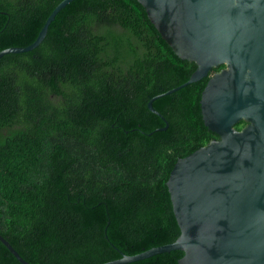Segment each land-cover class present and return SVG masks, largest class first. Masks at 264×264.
<instances>
[{"label": "trees", "instance_id": "obj_1", "mask_svg": "<svg viewBox=\"0 0 264 264\" xmlns=\"http://www.w3.org/2000/svg\"><path fill=\"white\" fill-rule=\"evenodd\" d=\"M61 1L0 0V51L32 43ZM193 71L138 0H72L38 46L0 57V233L26 260L102 264L177 239L170 172L219 137L207 80L155 99L163 117L148 102ZM0 264H23L1 240Z\"/></svg>", "mask_w": 264, "mask_h": 264}, {"label": "water", "instance_id": "obj_2", "mask_svg": "<svg viewBox=\"0 0 264 264\" xmlns=\"http://www.w3.org/2000/svg\"><path fill=\"white\" fill-rule=\"evenodd\" d=\"M70 1L62 0L53 9L32 43L5 48L0 57L38 46ZM138 1L174 52L199 64L187 81L153 96L149 108L163 117L153 105L155 99L202 79L212 66L226 62L229 68L208 80L200 99L206 126L221 135L180 157L170 172L167 185L181 229L177 239L102 264L173 249L184 251L179 264H264V94L256 102L244 97L241 59L244 33H249V40L264 32V5L247 18L251 5L244 0ZM243 116L248 123L235 129L233 123ZM213 118L219 126L212 125ZM0 240L23 264H32L1 233Z\"/></svg>", "mask_w": 264, "mask_h": 264}, {"label": "flooded vegetation", "instance_id": "obj_3", "mask_svg": "<svg viewBox=\"0 0 264 264\" xmlns=\"http://www.w3.org/2000/svg\"><path fill=\"white\" fill-rule=\"evenodd\" d=\"M244 2L251 5V9L247 12V18H251L257 14V6L264 5V0H244ZM248 37L249 33H244L245 40L243 41V56L241 58L243 66L242 77L244 83V97L250 101L256 102L259 101L258 95L264 94V32L258 33L255 39L248 40ZM192 62L194 63L195 70L199 64L196 61ZM228 68L229 66L226 62L216 66L214 65L202 79H206L208 82L213 75ZM214 112L215 109L213 108L211 110V115H213ZM247 123L248 120L243 116L233 123V127L235 129H242ZM212 125L217 127L220 123L213 118ZM212 131L218 136L221 135V131Z\"/></svg>", "mask_w": 264, "mask_h": 264}]
</instances>
